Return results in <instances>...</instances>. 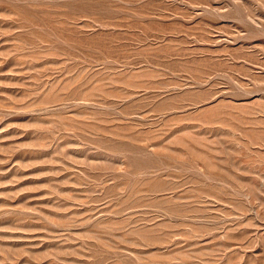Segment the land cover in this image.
<instances>
[{
    "label": "rangeland",
    "instance_id": "1",
    "mask_svg": "<svg viewBox=\"0 0 264 264\" xmlns=\"http://www.w3.org/2000/svg\"><path fill=\"white\" fill-rule=\"evenodd\" d=\"M0 264H264V0H0Z\"/></svg>",
    "mask_w": 264,
    "mask_h": 264
}]
</instances>
